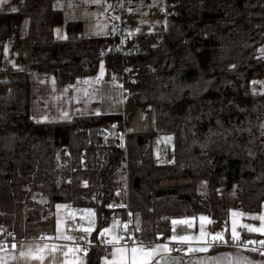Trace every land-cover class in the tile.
Instances as JSON below:
<instances>
[{
  "label": "trees",
  "instance_id": "trees-1",
  "mask_svg": "<svg viewBox=\"0 0 264 264\" xmlns=\"http://www.w3.org/2000/svg\"><path fill=\"white\" fill-rule=\"evenodd\" d=\"M167 29L127 59L125 113L40 122L30 112V72L59 84L91 76L105 63L108 79L122 63L106 37L82 38L80 21L56 38L63 13L52 0H22L0 14V42L17 40L28 20L27 69L0 81V239L40 238L56 231L55 207L95 211L92 240L114 215L127 212L145 240L165 239L176 218L207 213L228 231L232 209L258 212L264 203V0H167ZM108 52L103 54V48ZM152 105L155 129L127 132L135 109ZM123 135L107 141L106 125ZM154 133L174 136L172 163H158ZM48 197L39 202L36 194ZM105 249L89 250L99 264Z\"/></svg>",
  "mask_w": 264,
  "mask_h": 264
},
{
  "label": "crops",
  "instance_id": "crops-1",
  "mask_svg": "<svg viewBox=\"0 0 264 264\" xmlns=\"http://www.w3.org/2000/svg\"><path fill=\"white\" fill-rule=\"evenodd\" d=\"M22 0H0V14L17 12L21 7ZM53 6L63 13L64 21L54 28L56 38H65L68 35L67 24L74 21L82 22L83 28L80 32L82 38L105 37L107 32L116 26L118 16L113 13L112 0H52ZM125 10L133 19L131 29L142 36L156 35L163 31L166 25L158 23L164 18L167 0H124ZM163 8V9H162ZM15 9V11H13ZM156 9L157 14L152 10ZM160 10V11H159ZM167 21V18H165ZM153 21L152 24L149 23ZM28 25H22V36L17 40L0 42V81L9 79L11 73L16 70L27 69L29 63V41L25 37ZM260 54L264 57V44L259 48ZM103 69V71H102ZM107 68L104 62L100 64L96 74L77 78L72 83L59 84L51 73L30 72V112L31 117L40 122L70 121L78 116L101 115V114H124L125 113V88L117 83V79L106 77ZM258 79H263L264 75ZM264 84V82H262ZM264 93V91L262 92ZM137 109V108H136ZM65 113L67 115L65 116ZM155 115V114H154ZM46 117V119H45ZM155 117V116H154ZM114 125H106V128ZM135 126H140L135 124ZM136 128V127H134ZM155 129V128H154ZM151 129V130H154ZM147 130V131H151ZM127 132H142L141 129H132ZM154 133L152 144L155 160H162L163 151L158 148V142ZM110 144L114 139L107 137ZM158 143V144H157ZM174 143L167 152V162H173ZM159 163V162H158ZM42 202V201H41ZM60 211V220L56 218V231L53 236L40 238L19 239L18 242L7 243L0 239V264H24V259L19 255L20 251L27 246H43L44 244L57 245L55 253L46 254L43 264H87L89 251L76 245L71 237L78 235L87 239L93 244L92 232L95 229V211L90 208H78L67 203H59L55 207L56 212ZM129 213L127 212V216ZM203 218V219H202ZM126 219L119 214L114 215L110 224L99 234V243L109 246L100 257L99 264H105V259H119L117 254L114 257L115 247H127L129 250L137 245L128 246L121 243H108L113 237L119 238L120 232L125 226ZM169 236H176L173 241L185 244L182 254H173L160 250L154 257L153 264H264V255L251 250L235 246H211L212 240L228 243L240 238H246L255 242L264 241V203L258 212L232 209L229 213L228 231L214 230L212 228L211 216L207 213L197 216L176 218ZM84 229H91L85 232ZM236 237L234 238L233 233ZM217 234L223 236V241L213 239ZM186 236L188 240H180L179 237ZM16 247L13 248L12 245ZM157 244H166L159 242ZM156 245V244H155ZM154 245V246H155ZM78 251L69 252L68 249ZM207 248L208 251H191L188 249ZM64 253H67L65 257ZM127 255L130 257L131 252ZM28 264H39L37 261L29 260Z\"/></svg>",
  "mask_w": 264,
  "mask_h": 264
},
{
  "label": "built area",
  "instance_id": "built-area-1",
  "mask_svg": "<svg viewBox=\"0 0 264 264\" xmlns=\"http://www.w3.org/2000/svg\"><path fill=\"white\" fill-rule=\"evenodd\" d=\"M112 10L117 14L118 19L116 26L107 32L106 38L113 42V46L120 56L122 68H121V77L117 80V83L125 88L126 82L129 79L133 78V68L130 64L127 63V59L134 55L135 53L141 50V42H142V35L134 32L131 27L133 24V19L127 14L123 0H112ZM153 14H157L158 11L156 9L152 10ZM166 18L167 15V4L166 10L163 14ZM167 27L161 31L160 33L154 35V38L151 40L152 45H157L163 39L164 32L166 31ZM109 47L105 46L103 48V54L108 52ZM109 125H114V123H108ZM121 243L128 245V246H144V247H153L155 244L159 242H165L168 247L171 249V253L173 254H182L185 244L173 240L168 239H156V240H145L142 238V235L138 229H136L133 225L131 217L128 215L126 219V223L122 231L120 232L119 238H121ZM72 242L76 245L84 248L85 250L89 251L91 248L95 246H99L104 248L105 250H109V246L103 245L101 243L93 244L89 242L87 239H84L78 235H73L71 238ZM7 243L10 242H18L19 239L13 238L12 240H3ZM135 242V243H134ZM211 246L218 247V246H235L241 247L247 250L255 251L259 254L264 253V244L261 242H255L246 238H240L235 241H230L228 243L219 242L217 240H212L209 243Z\"/></svg>",
  "mask_w": 264,
  "mask_h": 264
},
{
  "label": "snow or ice",
  "instance_id": "snow-or-ice-1",
  "mask_svg": "<svg viewBox=\"0 0 264 264\" xmlns=\"http://www.w3.org/2000/svg\"><path fill=\"white\" fill-rule=\"evenodd\" d=\"M94 2H96V0H94ZM13 11H15V9H13ZM103 71V69H102ZM67 115V113H65V116ZM46 119V117H45ZM203 219V218H202ZM177 223V221H173V224ZM85 232H90L91 229H84ZM108 229H104L103 232H107ZM234 238L236 237L235 232L233 233ZM65 239H71V237H64ZM42 239H50V238H43ZM122 239L121 238H117V237H113L112 240H109L108 243H113L116 242L118 243V240ZM171 240H176L177 237L176 236H172L170 237ZM180 240L184 241V240H188L189 238L186 236H182L179 237ZM213 239H218L223 241V236L217 234V236L213 237ZM135 243V242H134ZM262 244H264V241H261ZM13 248L16 247L15 244L12 245ZM163 249L165 252H170L171 249L168 247L167 244H156L153 247H144V246H140V247H136L133 246L130 250L125 246V247H115L114 248V257L118 254L119 255V259H113V260H107L105 259V264H153V259L154 257H156L160 250ZM80 250L79 248L77 249H68L69 252L72 251H78ZM200 251V252H206L208 251L207 248H200V249H192L189 248L188 251ZM57 251V245L52 244H44L43 246L37 245V246H27L26 248H24L23 250L20 251L19 255L22 259H24V264H28L29 260L32 261H37L39 262V264H43L44 260H45V255L46 254H51V253H55ZM86 251V250H84ZM131 252V256L129 257L127 255L128 252ZM253 251H255V249H253ZM65 257L67 256V253H64ZM262 255H264V253H262ZM156 264H159V262L157 261Z\"/></svg>",
  "mask_w": 264,
  "mask_h": 264
},
{
  "label": "rangeland",
  "instance_id": "rangeland-1",
  "mask_svg": "<svg viewBox=\"0 0 264 264\" xmlns=\"http://www.w3.org/2000/svg\"><path fill=\"white\" fill-rule=\"evenodd\" d=\"M166 2V0H165ZM124 3V0H123ZM125 7V4H124ZM165 7V8H164ZM163 8L166 10V4L163 6ZM162 8V9H163ZM160 11V10H159ZM113 13L117 16V14L113 11ZM129 15V13H128ZM164 18H160V20H158V23H160L161 25H166L167 27V21ZM149 23L152 24L153 21L149 20ZM28 25V20L25 19L23 22V26H27ZM165 27V28H166ZM263 79H254L252 81V89L255 91H259V92H263L264 91V84L262 82ZM154 108L152 105H141L138 106L137 109H135L133 115L131 116V118L128 121V124L126 125V130L131 131L132 129H141L143 131H147V130H151L155 128V117H154ZM135 124H138L140 126H135ZM136 127V128H134ZM109 137H111L112 139H114V143L116 142V140L118 138H120L121 142L124 140L123 135L119 134L116 127L115 126H111L110 128H106ZM173 135L171 134H156L155 139L156 141L159 143L158 144V148H160L163 151V156L162 160H158L159 163H168L167 160V152L169 150V148L171 149L172 145H173ZM39 202H41V200H39ZM56 218H58L60 220L61 215H60V211L58 213V211L56 212ZM61 221V220H60Z\"/></svg>",
  "mask_w": 264,
  "mask_h": 264
},
{
  "label": "water",
  "instance_id": "water-1",
  "mask_svg": "<svg viewBox=\"0 0 264 264\" xmlns=\"http://www.w3.org/2000/svg\"><path fill=\"white\" fill-rule=\"evenodd\" d=\"M36 198L38 199V200H41L42 202H47L49 199H48V197H46V196H42L40 193H37L36 194Z\"/></svg>",
  "mask_w": 264,
  "mask_h": 264
}]
</instances>
